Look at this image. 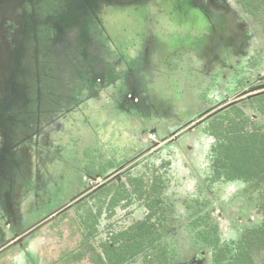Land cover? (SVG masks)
<instances>
[{
  "label": "rangeland",
  "instance_id": "rangeland-1",
  "mask_svg": "<svg viewBox=\"0 0 264 264\" xmlns=\"http://www.w3.org/2000/svg\"><path fill=\"white\" fill-rule=\"evenodd\" d=\"M263 85L264 9L254 18L236 0H0V246L66 210L0 264H96L94 249L143 219L146 190L164 181L170 264H213L216 243L262 223L264 188L216 179L205 120ZM248 103L249 118L223 119L256 113L251 128L264 129L260 102ZM121 168L138 189L76 205L88 175L101 184ZM252 254L264 264L263 250Z\"/></svg>",
  "mask_w": 264,
  "mask_h": 264
},
{
  "label": "trees",
  "instance_id": "trees-1",
  "mask_svg": "<svg viewBox=\"0 0 264 264\" xmlns=\"http://www.w3.org/2000/svg\"><path fill=\"white\" fill-rule=\"evenodd\" d=\"M236 1L244 12L254 18H257L264 9V0ZM256 101L260 102L259 110L264 112V92H261L246 100L236 102L205 120L209 124V132L216 139L210 152V171L218 180L244 181L245 191L249 194L254 191L261 192L264 188V129L259 124L251 128V124H254L258 117L256 113L251 114L253 121L250 122L246 118L236 121L235 117L226 121L223 117H226L225 112L236 110L238 116L242 114L249 118L250 115L242 104L246 102L251 104ZM151 154L153 152L139 161H143ZM128 169L124 170L121 180L118 176L111 177L112 175L101 174L102 183L85 194L76 202V205L80 206L98 193L112 190L114 187L127 190L128 186H133L132 190L138 189L135 187L137 180L131 178V168ZM97 175L92 174L88 177L95 179ZM165 186L164 181L163 184L161 182V184L152 185L149 190H146V216L102 242L101 252L94 249L97 258L93 256V262L96 264H129L140 254L144 252L149 254L152 249L154 254L150 255L147 264H170L163 238L174 233L176 226L172 224L175 219L174 206L164 197ZM144 193L145 191L141 194ZM112 202L117 203L116 197L112 198ZM259 210L263 215L260 225L246 229L238 240L215 244L213 264H255L253 251H264V201L260 203ZM65 213L66 210L57 214L56 217H62ZM92 236H94V231L89 230L84 243L89 242ZM76 255L77 261L83 260L86 256L84 253Z\"/></svg>",
  "mask_w": 264,
  "mask_h": 264
},
{
  "label": "flooded vegetation",
  "instance_id": "flooded-vegetation-1",
  "mask_svg": "<svg viewBox=\"0 0 264 264\" xmlns=\"http://www.w3.org/2000/svg\"><path fill=\"white\" fill-rule=\"evenodd\" d=\"M13 24H15V23H13ZM18 24V23H17ZM261 88H263L262 90L260 89L259 91H255L254 89H251V90H248V91H245L244 93L245 94H243V95H240V97L236 100V102H241V101H243V100H246V99H248V98H250V97H252L253 95H255V94H258V93H261V92H264V85H263V87H261ZM256 90H258V89H256ZM236 102H234V103H236ZM233 103V104H234ZM232 105V104H231ZM213 112V111H212ZM207 114H209V113H207ZM210 117V116H209ZM206 119H208V117L206 118ZM191 124V123H190ZM190 124H188V125H186L185 124V127H183L182 129H180V130H178V131H175V135H176V137H178L180 134H182L184 131H186V130H189V129H192V126H190ZM155 132V131H154ZM156 134V133H155ZM157 135V134H156ZM174 138H172V140H173ZM124 170H126L125 168H121L120 170H118V171H116V172H114L113 174H112V176L111 177H113V176H118V178H119V180H121L122 179V177H121V175L122 174H124ZM98 178V177H97ZM100 185V184H99ZM97 187V185L96 186H94V185H91V183H89L88 184V186H86L85 187V189L83 190V192L81 193V195L83 196V195H85V193L86 192H89V191H92L94 188H96ZM76 200V199H75ZM74 200V201H75ZM60 213V212H59ZM59 213H54V214H52V215H54L53 217H55L57 214H59ZM258 213L259 214H261V217H262V219L261 220H263V215H262V213L260 212V210L258 211ZM52 215H49V216H52ZM49 216H47L46 218H44L43 220H40L39 222H38V226L37 227H34L33 229H31L30 230V228H29V232H25V231H23V232H21V233H17L11 240H9V241H6V242H9V244L8 243H6V242H4L1 246H0V253L1 252H3L6 248H8V247H10V245H12V244H18V243H21L25 238H26V236L25 235H27V234H29V233H32L33 231H35L37 228H39L41 225H44V224H46L50 219H52V217H49ZM40 223V224H39ZM35 226V225H34ZM21 241V242H18V241ZM6 244H8L7 246H6ZM22 244V243H21Z\"/></svg>",
  "mask_w": 264,
  "mask_h": 264
},
{
  "label": "built area",
  "instance_id": "built-area-1",
  "mask_svg": "<svg viewBox=\"0 0 264 264\" xmlns=\"http://www.w3.org/2000/svg\"><path fill=\"white\" fill-rule=\"evenodd\" d=\"M154 136H156V134H153ZM90 183L91 185H98L100 182H99V179L98 178H95V179H90Z\"/></svg>",
  "mask_w": 264,
  "mask_h": 264
}]
</instances>
